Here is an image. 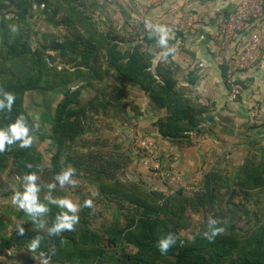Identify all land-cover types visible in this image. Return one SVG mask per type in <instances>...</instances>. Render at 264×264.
Wrapping results in <instances>:
<instances>
[{
	"label": "rangeland",
	"instance_id": "rangeland-1",
	"mask_svg": "<svg viewBox=\"0 0 264 264\" xmlns=\"http://www.w3.org/2000/svg\"><path fill=\"white\" fill-rule=\"evenodd\" d=\"M121 1L122 3L120 0H76L80 11L90 16L103 32L109 31L121 46L129 47L130 41L139 43L146 33L156 34L152 36L159 38V34L151 30L153 27L148 26L147 22L138 23L124 18L121 15L124 0ZM30 2L31 6L26 14L27 24L17 25L16 5L8 0H0V14H5L9 21L6 29L11 33L12 27H22L23 41H27L32 50L43 49L44 52L51 53L48 48L52 42L65 38L69 31L74 30L63 22L70 10H58L52 2L47 4L48 10L45 12L46 4H38L33 0ZM55 10H58L56 14ZM174 35L175 33L168 32V45L165 46H169ZM1 40L0 37V43ZM165 46L153 48L162 51ZM173 48L175 52L179 51V43ZM5 50L0 44V55ZM100 56L98 67L94 64L92 68L84 67L82 76L73 79L66 87L29 91L25 95L26 110L34 121L45 123L48 132L55 108L67 90L78 93L70 110L82 114L80 111L83 107L86 109V113L81 115L82 125L78 139L71 149L63 150L59 156L61 170L74 169V185L65 184L61 187L55 181L54 177L58 172L54 170L51 158L56 147L50 141H40L37 134L32 136V143L28 147L36 150L42 160V167L35 181L40 187L39 200L47 203L44 198L48 195L71 199L78 205L76 214L80 221H87V225L102 235L105 241L109 232L112 237L114 230L128 233L133 229L132 226L143 213V202L164 208L163 212L166 214L160 211V216H165V224L175 229L172 233L180 246L198 237H205L203 233L207 230L209 218L215 219L216 227L223 229L217 235L260 237L261 227L264 225V184L256 190L242 192L237 180L247 177L246 170L256 168L263 171L264 175V123L250 121L238 127L236 121L233 124L223 119L222 110L212 107L213 111H207L204 115L205 118L208 114L214 117L211 124L203 122L199 131L192 132L189 139L182 142L166 140L156 134V124L166 117V110L157 109L143 91L118 78L108 68L104 56ZM162 58L163 56L160 62L173 71L178 90L184 92L193 105H199V98L194 99L190 86L185 85L190 82L187 79L189 75L186 74L187 65L179 67L176 66L178 62L171 57ZM176 58L174 57L175 60ZM156 59L155 57L153 61ZM61 60L62 62L59 59L55 64L60 66L63 64V57ZM73 64L74 61L69 66ZM96 69L100 70V80L92 77ZM229 98L235 101L230 94ZM258 132L261 133V139L254 137ZM138 136L150 139L155 152L139 148L132 140ZM204 139L206 142H203ZM205 147L207 152L204 154ZM67 157L71 160L68 161ZM187 163L191 166L189 169ZM177 164L182 169H178ZM167 170H175V181L156 176ZM24 175L26 174L19 173L13 166L10 156L3 157L0 152L1 221H7L11 232H17L20 228L46 231L48 215H43L44 227L39 228L12 201L16 192L23 191ZM208 176L212 178V182L210 188L205 189L204 183ZM49 184H55V187L49 189ZM185 186H191V189L187 190ZM156 194H159L157 202L153 200ZM204 195L211 199L202 204ZM86 199L92 201L90 207L83 206ZM152 208L158 209L157 206ZM106 246L111 245L106 243ZM123 248L130 253L137 252L133 245L123 242L118 249H108V253L120 254ZM23 254L25 257L29 256L27 252ZM34 258L39 261L37 263H48L46 257Z\"/></svg>",
	"mask_w": 264,
	"mask_h": 264
},
{
	"label": "trees",
	"instance_id": "trees-1",
	"mask_svg": "<svg viewBox=\"0 0 264 264\" xmlns=\"http://www.w3.org/2000/svg\"><path fill=\"white\" fill-rule=\"evenodd\" d=\"M8 1L18 8L15 14L17 25L27 24L26 14L31 6L30 0ZM33 1L46 4L45 12L48 10L47 4L50 5L52 2L58 10L69 9L70 13L67 14L69 16L65 17L63 22L74 30L69 31L65 38L53 41L48 48L51 53L44 52L43 49L32 50L29 43L23 41L22 27L8 33L6 27L9 21L5 14H0L2 39L0 44L6 48L0 55V95L6 91L13 93L15 97L11 111L0 108V129L14 122L21 114L30 128L32 125H39L30 131L29 135L37 134L40 141H50L56 147L51 164L58 174L62 171L60 153L65 149H71L78 139L82 125L81 115L86 113V109L83 107L80 111L82 114L70 110L78 93H70L67 90L55 108L50 122L51 129L48 132L45 123L34 121L26 110L25 95L29 91L66 87L73 79L82 76L84 67L92 68V64L98 67L100 55L104 56L108 68L118 78L143 91L157 109L166 110V117L156 124L158 136L179 143L189 139L192 132L199 131L203 122L207 123L209 118H205L204 115L208 107L193 105L190 98L178 90L174 73L167 69L165 64L158 61L155 68L153 67V58L158 55L153 47L159 45L158 37L151 39L144 37L137 44L130 41L129 47L126 48L124 45L121 46L109 31L103 32L90 16L83 14L76 0ZM58 10H55L54 14ZM121 15L127 17L124 10L121 11ZM61 57L63 64L58 66L55 63L59 59L62 62ZM73 61L75 64L69 66ZM223 68L225 77L226 68ZM99 71L94 70L92 77L100 80ZM106 107L107 105L104 109ZM2 156H10L13 166L21 174L37 175L42 167V160L37 151L29 147H20L19 141L6 145ZM67 160L70 161L71 158L67 157ZM28 164L32 167H27ZM260 172L258 168L246 170L247 177L237 180L240 190L243 192L260 188L264 184L263 171L262 174ZM211 182L212 178L208 176L204 183L205 189L210 188ZM154 196L156 197L153 200L159 201V194ZM209 199L211 197L204 195L202 204L207 203ZM48 206L50 210L46 213L48 215L46 231L24 230L23 235H20L19 230L17 232L15 230L1 240L0 253L14 248L21 250L22 253L46 257L50 264H264V225L258 238L216 235L209 241L205 237H198L185 244L181 243V246L176 242V246L172 245L166 254H161L157 248V241L175 229L165 224V216H160V211L166 213L160 205L143 202L141 205L143 213L132 226L133 229L128 233L114 230L112 237L109 232L107 241L92 230L87 221H80L79 215V220L72 230H62L58 235H48L47 229L61 211L56 205ZM154 206L158 209H153ZM40 218L37 217L38 220ZM0 227L11 231L7 221H1V218ZM36 236L41 239L39 246L33 250L30 244ZM123 242L133 245L137 252L130 253L123 248L120 254L108 253V249H118L119 244ZM106 243L111 246H106ZM28 260L31 263L34 261L32 258Z\"/></svg>",
	"mask_w": 264,
	"mask_h": 264
},
{
	"label": "crops",
	"instance_id": "crops-1",
	"mask_svg": "<svg viewBox=\"0 0 264 264\" xmlns=\"http://www.w3.org/2000/svg\"><path fill=\"white\" fill-rule=\"evenodd\" d=\"M239 1L241 0H124V8H122L127 19L130 18L138 23L145 21L147 25L150 23L162 25L167 32L175 33L169 41V46H165L162 51L155 50L158 55L155 56L157 59L154 64L161 61V56L164 59L169 56L176 63L178 62L176 66L187 65L186 74L189 75L187 79L190 82L185 85L190 86L194 99L199 98V104L208 106V111H213L212 107H216L218 111L222 110L223 119L233 124L236 121L239 124L238 127L250 121L264 123V54L255 66L239 74L237 80L241 94L236 101H231L223 74L224 66L220 64L222 51L214 45L212 36L219 23L234 12ZM120 2L122 3L121 0ZM151 30L156 33L154 28ZM261 31L264 33V16ZM152 35L156 34L146 33L145 37L154 38ZM176 43L180 46L177 52L173 48ZM154 46L157 48L160 45ZM174 57H177L176 60ZM212 117L208 114L207 124H211L214 118ZM254 137L261 139L262 136L258 132ZM204 149L206 150V147ZM206 152L207 150L204 154ZM177 165L178 169H182L179 164ZM190 167L187 163V168ZM10 234L11 231L0 227V242ZM34 257L42 258L43 256L29 254V257H25L21 251L16 252L12 248L0 253V264H50L37 263L39 261ZM29 258L34 260L33 263L29 262Z\"/></svg>",
	"mask_w": 264,
	"mask_h": 264
},
{
	"label": "clouds",
	"instance_id": "clouds-1",
	"mask_svg": "<svg viewBox=\"0 0 264 264\" xmlns=\"http://www.w3.org/2000/svg\"><path fill=\"white\" fill-rule=\"evenodd\" d=\"M155 29L159 34L158 44L165 46L167 44L168 32L162 25H148ZM15 27H12V31H15ZM0 108H6L11 111L12 104L14 102V94L11 92L3 91L0 95ZM39 125H32L31 128L28 125L23 114L19 115L14 122L10 123L7 127L0 129V152L4 151L6 145H11L16 141L20 142V147H28L32 143V136L29 135L30 131L38 128ZM32 167L31 164L26 165ZM74 169L68 168L62 170L57 174L54 179L59 183L61 187L65 184L74 185L76 181L72 179ZM37 176L35 173L26 174L23 176V191L16 192L12 197L14 204L18 205L20 209H23L25 213L30 217L33 223L39 227H44L43 215L49 212V204L56 205L61 211L56 215L55 221L47 229L48 235H58L62 230H72L73 226L78 222L79 217L76 214L78 205L74 204L71 199L67 197L53 198L51 195L45 196L47 203L41 202L38 198V192L40 187L35 183ZM49 189L54 188L55 184H49ZM91 200H85V207H90ZM41 217L39 220L37 217ZM217 221L209 218L207 224V230L203 233L205 238L211 241L218 233L223 229L216 227ZM24 229H19V234L23 235ZM40 237L36 236L32 239L30 248L35 250L40 243ZM176 243V237L172 233H168L163 238L157 241V248L161 254H166L168 249Z\"/></svg>",
	"mask_w": 264,
	"mask_h": 264
},
{
	"label": "built area",
	"instance_id": "built-area-1",
	"mask_svg": "<svg viewBox=\"0 0 264 264\" xmlns=\"http://www.w3.org/2000/svg\"><path fill=\"white\" fill-rule=\"evenodd\" d=\"M264 0H241L234 12L230 13L218 25L212 36L214 45L222 51L220 64L226 68L225 82L232 100H237L241 88L237 77L255 66L264 54V33L261 31L264 16ZM132 140L139 148L147 152L152 149V141L145 137ZM175 170L157 173L164 180L175 181ZM187 190L191 186H185Z\"/></svg>",
	"mask_w": 264,
	"mask_h": 264
}]
</instances>
